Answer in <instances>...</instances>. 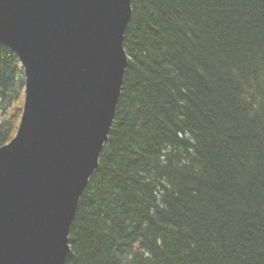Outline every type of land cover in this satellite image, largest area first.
<instances>
[{
	"label": "trees",
	"instance_id": "16d2710c",
	"mask_svg": "<svg viewBox=\"0 0 264 264\" xmlns=\"http://www.w3.org/2000/svg\"><path fill=\"white\" fill-rule=\"evenodd\" d=\"M123 46L64 264H264V0H131ZM24 88L0 44V145Z\"/></svg>",
	"mask_w": 264,
	"mask_h": 264
},
{
	"label": "water",
	"instance_id": "95a60500",
	"mask_svg": "<svg viewBox=\"0 0 264 264\" xmlns=\"http://www.w3.org/2000/svg\"><path fill=\"white\" fill-rule=\"evenodd\" d=\"M131 0H0L24 100L0 145V264H64L80 195L121 93Z\"/></svg>",
	"mask_w": 264,
	"mask_h": 264
}]
</instances>
